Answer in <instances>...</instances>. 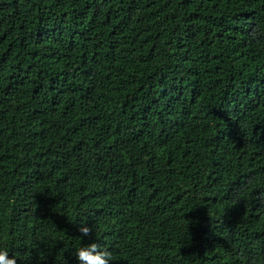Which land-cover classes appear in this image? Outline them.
Segmentation results:
<instances>
[{
    "label": "trees",
    "instance_id": "16d2710c",
    "mask_svg": "<svg viewBox=\"0 0 264 264\" xmlns=\"http://www.w3.org/2000/svg\"><path fill=\"white\" fill-rule=\"evenodd\" d=\"M92 242L264 264V0H0V249Z\"/></svg>",
    "mask_w": 264,
    "mask_h": 264
},
{
    "label": "clouds",
    "instance_id": "9594fccd",
    "mask_svg": "<svg viewBox=\"0 0 264 264\" xmlns=\"http://www.w3.org/2000/svg\"><path fill=\"white\" fill-rule=\"evenodd\" d=\"M78 231L83 238L88 237L92 229L82 223ZM75 257L78 264H112V253L95 242L79 247L75 252ZM0 264H17V259L11 256L6 248H3L0 249Z\"/></svg>",
    "mask_w": 264,
    "mask_h": 264
}]
</instances>
